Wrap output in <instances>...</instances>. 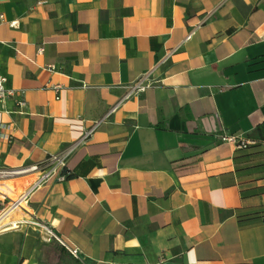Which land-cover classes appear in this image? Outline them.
Masks as SVG:
<instances>
[{
    "label": "crops",
    "instance_id": "0c3cea01",
    "mask_svg": "<svg viewBox=\"0 0 264 264\" xmlns=\"http://www.w3.org/2000/svg\"><path fill=\"white\" fill-rule=\"evenodd\" d=\"M180 45L159 85L127 97ZM0 72L16 92L0 101V169L40 163L103 121L73 176L12 220L47 225L76 264H264V142L218 139L264 123V0H0ZM43 242L33 227L0 235V264H46Z\"/></svg>",
    "mask_w": 264,
    "mask_h": 264
},
{
    "label": "built area",
    "instance_id": "2783aa9c",
    "mask_svg": "<svg viewBox=\"0 0 264 264\" xmlns=\"http://www.w3.org/2000/svg\"><path fill=\"white\" fill-rule=\"evenodd\" d=\"M11 25L15 27L16 23H12ZM194 33L195 31L190 33L185 41H189ZM180 48L181 45L169 50L154 70L139 77L129 87V94L127 97L132 95H140L159 85L162 81L160 78L155 76V72L158 69L168 65L170 60ZM50 69L53 71L56 70V67L50 66ZM8 83L9 79L0 72V101H5L16 95V92L8 87ZM61 89L62 87L60 85H56L54 87L56 93H59ZM17 104L20 108L19 114H24V111L27 108L26 101L22 98L18 100ZM102 123L103 121L94 123L91 127L84 131L82 137L79 140L75 141L64 150L49 155L44 161L40 163L26 165L19 168L0 169L1 187H3L4 183L8 180L30 176L33 179L30 186L17 197L12 198L7 193L0 191V235L11 231L20 230L23 227H33L44 234L45 240L47 242L56 241L58 244L62 245L73 258L78 260L81 259V253L78 249L67 245L51 228L41 221L36 219L12 220V216L15 213L21 212L29 207L32 197L39 190L55 183L66 182L73 176L72 170L69 166L71 158L78 150H80L92 139L95 131L101 126ZM6 129H10V127H6ZM6 139L11 142L13 140V136L7 135ZM218 139L222 143L235 146L238 150H245L248 149V147L255 145V142L250 141L243 135H219Z\"/></svg>",
    "mask_w": 264,
    "mask_h": 264
},
{
    "label": "rangeland",
    "instance_id": "374dc122",
    "mask_svg": "<svg viewBox=\"0 0 264 264\" xmlns=\"http://www.w3.org/2000/svg\"><path fill=\"white\" fill-rule=\"evenodd\" d=\"M45 244L48 245V248H43L40 255L37 256L38 260H43L46 264H76L68 258L65 252H61L59 247L54 245V242H47Z\"/></svg>",
    "mask_w": 264,
    "mask_h": 264
},
{
    "label": "trees",
    "instance_id": "16d2710c",
    "mask_svg": "<svg viewBox=\"0 0 264 264\" xmlns=\"http://www.w3.org/2000/svg\"><path fill=\"white\" fill-rule=\"evenodd\" d=\"M250 141L255 142V145L258 146L260 143L264 142V123L258 125L252 135L247 137ZM251 147V146H250ZM248 147V149L250 148ZM264 214V212H262Z\"/></svg>",
    "mask_w": 264,
    "mask_h": 264
}]
</instances>
